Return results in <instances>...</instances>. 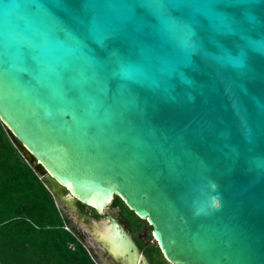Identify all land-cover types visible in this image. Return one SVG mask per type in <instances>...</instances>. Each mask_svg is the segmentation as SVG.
<instances>
[{"label": "water", "instance_id": "obj_1", "mask_svg": "<svg viewBox=\"0 0 264 264\" xmlns=\"http://www.w3.org/2000/svg\"><path fill=\"white\" fill-rule=\"evenodd\" d=\"M0 121L69 210L118 196L173 263L264 264V0H0Z\"/></svg>", "mask_w": 264, "mask_h": 264}, {"label": "trees", "instance_id": "obj_2", "mask_svg": "<svg viewBox=\"0 0 264 264\" xmlns=\"http://www.w3.org/2000/svg\"><path fill=\"white\" fill-rule=\"evenodd\" d=\"M16 143L0 121V264H97ZM110 205L138 218L118 196Z\"/></svg>", "mask_w": 264, "mask_h": 264}, {"label": "flooded vegetation", "instance_id": "obj_3", "mask_svg": "<svg viewBox=\"0 0 264 264\" xmlns=\"http://www.w3.org/2000/svg\"><path fill=\"white\" fill-rule=\"evenodd\" d=\"M108 207V210H103L102 215L96 216L91 208L82 207L80 206L79 202H76V211H72L78 216V220L88 227L95 241L99 243V246L101 247L99 254L101 257L104 256L106 260L105 264H178L173 263L165 258L152 234V226L149 225L145 219L139 218L132 211L138 217L136 218L126 210L124 212V219H121L118 208L111 206L110 204ZM114 209V213L110 212V210ZM108 214L116 218V220L120 223L122 230L128 234L134 243L137 249L134 257L130 256L131 250L123 252L119 251L120 253L116 251V254L112 253L108 247L104 245V243L95 237L92 229V221L96 220L94 218H99L98 220H101L105 215ZM143 220L146 223L143 222Z\"/></svg>", "mask_w": 264, "mask_h": 264}, {"label": "rangeland", "instance_id": "obj_4", "mask_svg": "<svg viewBox=\"0 0 264 264\" xmlns=\"http://www.w3.org/2000/svg\"><path fill=\"white\" fill-rule=\"evenodd\" d=\"M32 166L35 167L36 163L32 162ZM55 200H56L57 206L71 220L72 224L75 227V232H76L77 237L87 247V249L89 250L91 256L96 261V263L97 264H105L106 260H105L104 256L101 257L99 254V250L101 249V247L99 246V243L95 241V239H94L93 235L90 233L88 227H86V225H84V223H82L80 220H78V216L74 212L70 211L57 198ZM108 206L109 205H107L104 209L108 210V208H109ZM110 212L114 213L115 209L110 210ZM94 219L98 220L99 218H94Z\"/></svg>", "mask_w": 264, "mask_h": 264}, {"label": "bare ground", "instance_id": "obj_5", "mask_svg": "<svg viewBox=\"0 0 264 264\" xmlns=\"http://www.w3.org/2000/svg\"><path fill=\"white\" fill-rule=\"evenodd\" d=\"M106 233H107V237L112 242V245L114 246L115 250H117V251L121 250V247H122L121 240L118 239L116 236H114L112 232H109V230H107Z\"/></svg>", "mask_w": 264, "mask_h": 264}, {"label": "built area", "instance_id": "obj_6", "mask_svg": "<svg viewBox=\"0 0 264 264\" xmlns=\"http://www.w3.org/2000/svg\"><path fill=\"white\" fill-rule=\"evenodd\" d=\"M65 228H66V229H69V227H68V226H65Z\"/></svg>", "mask_w": 264, "mask_h": 264}]
</instances>
